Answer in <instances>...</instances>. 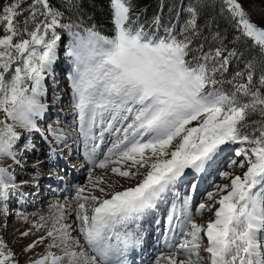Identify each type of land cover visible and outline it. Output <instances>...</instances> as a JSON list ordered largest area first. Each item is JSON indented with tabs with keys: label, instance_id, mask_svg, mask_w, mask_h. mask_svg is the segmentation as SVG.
<instances>
[{
	"label": "snow or ice",
	"instance_id": "obj_1",
	"mask_svg": "<svg viewBox=\"0 0 264 264\" xmlns=\"http://www.w3.org/2000/svg\"><path fill=\"white\" fill-rule=\"evenodd\" d=\"M64 7L78 10L72 0H65ZM110 8L113 28L104 35L95 24L63 22L65 12L50 0L0 5V215L9 214L10 196L26 183L18 185L12 170V165L22 167L18 157L34 147L30 141L18 145L22 132H41L50 146L64 144L68 136L49 126V139L37 124L48 109L45 80L57 60L58 29L70 37L68 80L86 159L93 168L136 180L117 190L90 169L88 188L100 194L84 195L81 185L74 208L51 205L56 210L51 226L35 224L47 231L24 249L32 251L50 238L49 251L27 264H128L129 250L142 243L138 228L129 223L154 211L188 175L186 169L205 172L231 145H239L235 154L242 158L229 167L246 166V171L242 176L220 173L230 183L215 185L207 193L211 203L195 208L196 214L213 212L207 222L193 218L190 194L177 196L167 222L178 242L168 243L174 250L160 252L153 264H264V25L254 22L239 0H221L220 12L228 13L233 27L259 53V61L253 57L244 69L230 72L236 50L225 47L220 33L212 34L211 41L202 35L195 7L187 9L189 18L182 25L171 26L159 16L141 21L132 0H110ZM98 125L99 137L94 132ZM104 131L115 138L107 151L98 152L95 141L103 140ZM89 141L93 144L87 150ZM50 151L55 155L57 149ZM68 212L79 222L78 235L65 222ZM16 255L0 237V264H20Z\"/></svg>",
	"mask_w": 264,
	"mask_h": 264
},
{
	"label": "rangeland",
	"instance_id": "obj_2",
	"mask_svg": "<svg viewBox=\"0 0 264 264\" xmlns=\"http://www.w3.org/2000/svg\"><path fill=\"white\" fill-rule=\"evenodd\" d=\"M112 28H113V26L111 27V30H112ZM64 35L65 36L61 35V41L59 42V46H58V49H57V60H56V62L53 65V73L51 75H48L46 77V80H45V84H46V88H47L46 99L49 97L48 101L51 103V106H50V108L48 110L49 113L47 112V115H46L47 117L45 116L46 118L45 117L41 118V120H38V122H37L38 123V127L41 130H44V134L46 133L47 128L50 126L49 121L53 120V116L52 115H50V116L48 115V114H50V111H55V109L59 110V111H65V108H67L69 106V104H70L68 101L65 100V98H67L70 95L72 96V90H71V87H70V84H69L68 76H69V73L72 71L73 65H72L71 60L65 54L66 53V46H67V44L69 42L70 37H69V35H68V33L66 31H65ZM59 84H61V86H62V87L60 86L61 88H58ZM60 93L63 94L62 97L59 96ZM54 94H55L56 97H58V99H55V100L53 99ZM53 113H55V112H53ZM75 117H76L77 122L75 124H72V125H71V123L66 122L63 119V117H60V119H63V120L59 119L60 123H57V124L53 123V122L52 123L54 124V128H57L55 125H58V124L60 126H62L63 128H70V129H66L65 130L66 133H68V130H72L73 132H76L77 134H80L79 124H78L79 122H78V118H77V112L75 113ZM0 118H3V113L2 112H0ZM56 118H57V116H56ZM53 121H55V118H54ZM193 124H195V122H193ZM23 136L24 137L21 138L20 142L25 144V143H28L30 141L31 144L34 145V147L32 149L33 150H37L38 149L37 150L38 151L37 156H42L43 157V156L48 154V152H46V151L45 152L43 151L42 153L39 152L40 149H42V150L44 149L43 147L45 145V143H43V137L41 135V132H35L30 137H27L25 134ZM80 136H82V135L80 134ZM22 139H23V141H22ZM49 139H51V137H49ZM100 141L101 140L99 138L96 140V142H100ZM84 144H85L84 142L81 143L80 140H77V141H74V143L72 145L74 146L75 150H77V152H78L79 146H81V150L79 149V152H82V147H83ZM237 147H239V145H231L230 148L226 149L225 152L223 153V158L221 159L220 165L218 166L219 163H218V161H216L215 162L216 166L214 168H209V175H210V173H212L214 170H216L217 166H218V170H217L218 173H216L217 176H216V179L213 182L212 186L210 187V189H211L210 191L213 190L215 185H222V184L230 183V179H225V178H222L220 176L221 172L229 171V172H232L234 175H241L242 176L243 172L246 171V166L245 167L232 166L231 168L229 167V164H230V162L232 160H236L238 162L242 158V157L236 156V154H235V149ZM83 148L85 149L86 146H84ZM91 148H92V146H91ZM49 150H50V148H49ZM70 150H68L67 152L62 153V155L63 156H67L68 153H71ZM27 153H28V151L24 152L22 157L27 156L28 155ZM39 153H40V155H38ZM83 153H84V151H83ZM37 156H34V158L37 157ZM8 160L9 159H5L3 161V163L6 164V161H8ZM72 160H79V157L78 156H74V157L70 156L69 160H67V162L68 161H72ZM62 165H64V164L59 163V164H55V165L52 166L53 167V171H54L53 172L54 176H55L56 173L57 174L63 173V171L61 169L63 167ZM16 168L23 170V167H21V166H17ZM90 168H91L90 164H87V166L82 168L83 170L78 168L77 172L83 173V176H84L85 172L89 171ZM98 170H100V171H98ZM98 170L95 169V172H94L93 176L104 175L106 180H108L109 182L111 181L110 183L115 181L114 183H115V187H116L117 190H120L123 187L131 186L132 184H134L136 182L135 179L131 180V181H128V180H125L124 178H119L117 176H114L110 172L109 173H105L104 169H100L99 168ZM185 171H186V173H188V175H187L188 180L191 179L192 176L194 177V175H193V173L191 172L190 169H186ZM17 173H19V172L18 171H14V174H16L15 175L16 176V181H18V180L25 181V179H29V176L25 177L26 176L25 172H23V174H21V175H17ZM213 178L214 177H212L211 180H213ZM87 181H89V177H83V181L78 183L80 185L74 184L71 187L75 188L76 185L77 186L83 185V186H85L84 195H86V193H88V192H89V195L90 194L99 195L100 193H99L98 190L94 191L93 189L88 188V186L86 185ZM77 182H79V181H77ZM66 185L70 186L71 182L66 183ZM190 185H191V183H189V186ZM26 186H27V184H26ZM76 189H77V187L75 188V191H74V193H72V195H69V196L63 195V196H60V197H56L55 201H57V203H59V204H71L72 207L74 208L75 204H76V201L73 199V197L75 196ZM37 190H39V189H37ZM86 191H88V192H86ZM90 192H92V193H90ZM189 192H190V194H192L194 192V189L190 188ZM16 195L19 196L20 194L16 193ZM64 196H65V198H63ZM43 197L46 198V199L43 198L46 201L43 202V206L42 207H39V208L37 207V209L36 208L35 209H26V211H24L22 209L21 211H24V212L17 211L16 214L12 212L14 209H10L11 211L9 210V212L11 213L10 215H12V216L9 217V215H7V217H5V222L0 225V237H3L5 239V241L7 242V244H8V247L17 254L16 255V259L19 260L20 264H27V262L30 259H36L38 257V255L43 254L46 251H49V249L47 248V245H44V243L38 244L37 247L34 250H32V251H24V249L26 248V246L29 243H31L33 240H35L38 236L45 235V233L47 231V227H42V228L37 230L34 227L35 224H37V223H46L48 227H50L51 224H52L50 221H47V219L44 216L45 213L47 212L45 207L51 208L50 206L54 205L55 203H52V202H54L53 199L50 200L49 197H47L46 192H43ZM34 202H36V199L34 200ZM201 202L211 203L210 201H208L207 198L202 200ZM201 202H197L195 204V208ZM91 206H92L91 203L86 204V207L90 208ZM10 208H11V206H10ZM204 211H207L208 214L201 213V214H195L194 215V219L198 223L199 222H207L209 218H212V219L214 218L213 212L208 211V210H204ZM18 213H19V215H18ZM35 213H37V215ZM41 217L44 218L43 221H41ZM71 218H75L74 212L72 214H70L69 217H67L65 222L70 224L73 229H77L78 225H79V222L74 220V219H71ZM13 222H14V224H16L15 230L10 228V225H12ZM24 231H28L29 234L27 236H21L20 233L24 232ZM11 232L14 235H12ZM72 234L73 235H78V229H77V231L73 232ZM49 239L48 240L45 239V241H49ZM15 242H16V244H15ZM175 242L177 243L178 239H176ZM45 244H48V242H46ZM173 250L174 249H166V250H163L162 252H164L165 254H168V253H170ZM51 251H54L57 254H60V250L59 249H51ZM182 258H183L182 256H178L177 257V259H182ZM149 264H153V262H151ZM161 264H164L163 260L161 261Z\"/></svg>",
	"mask_w": 264,
	"mask_h": 264
},
{
	"label": "trees",
	"instance_id": "obj_3",
	"mask_svg": "<svg viewBox=\"0 0 264 264\" xmlns=\"http://www.w3.org/2000/svg\"><path fill=\"white\" fill-rule=\"evenodd\" d=\"M5 0H0L3 5ZM78 6L77 9L69 10L64 7L65 0H50L54 6L65 12V20L68 18L79 23L81 20L85 27L96 25V30L104 35L111 34V8L110 0H72ZM250 18L264 25V0H239ZM134 12H139L141 21L151 22L154 17L159 16L161 23L171 26L182 25L189 18L187 9L195 7L198 12V24L201 25L202 35L211 41L212 34L220 33L223 43L228 50L235 49L237 57L232 60L229 71L233 69L242 70L247 60L255 57L259 61L258 50L252 47V41L240 36L233 27L227 12L221 13V0H132ZM147 27V25H146ZM63 34L65 31L58 29ZM2 34V33H0ZM202 39V37H201ZM259 67L257 68V75ZM229 87V85H225ZM258 117H252L257 119Z\"/></svg>",
	"mask_w": 264,
	"mask_h": 264
},
{
	"label": "bare ground",
	"instance_id": "obj_4",
	"mask_svg": "<svg viewBox=\"0 0 264 264\" xmlns=\"http://www.w3.org/2000/svg\"><path fill=\"white\" fill-rule=\"evenodd\" d=\"M61 86V85H60ZM58 87V88H61V87ZM62 92V91H61ZM62 93H60V97H62ZM47 96V95H46ZM46 96L43 98L44 99V102L48 105V109H47V111L44 113V115H43V117H41V118H44L46 115H47V112H48V110H49V108H50V106H51V103L48 101L49 99V97L46 99ZM65 100L66 101H68L70 104H69V106L67 107V108H65V111L64 112H60V111H58V110H56L55 109V111H50V114H48V115H51V114H55L56 116H57V120H55L54 121V123L56 122V124L57 123H60V120H65L66 122H68V123H71V125L72 124H75L76 122H77V120H76V117H75V113H76V110H75V107H74V102H73V99H72V96L70 95V96H68L67 98H65ZM52 112V113H51ZM53 112H55V113H53ZM49 113V112H48ZM47 117V116H46ZM45 117V118H46ZM60 117H63V119H60ZM41 118H39L38 120H41ZM60 119V120H59ZM38 120H37V122H38ZM54 120V119H53ZM52 120V121H53ZM75 122V123H74ZM38 124V123H37ZM50 124H52L51 122H50ZM79 124V123H78ZM53 126L52 127H54V124H52ZM57 128H60V129H63L64 131L66 130V129H70V128H63L62 126H60L59 124L58 125H55ZM18 131H22V130H20V129H18ZM94 132H95V134L96 135H99L100 134V132H101V126H97L95 129H94ZM35 133V131L34 132H32L31 133V135L32 134H34ZM26 135L27 137H30L31 135H29V134H27V133H23L22 132V137L21 138H23L24 136L23 135ZM47 135H49L48 133H47ZM68 135L69 136H67V139H66V141H65V143L64 144H59V145H57V144H55L54 143V145H57L58 146V148H60L61 147V149H62V151H64V150H66L67 148H69L72 144H73V142L75 141V140H78L79 139V137H80V135L79 134H77V133H75V132H73L72 130H68ZM103 135L105 136V138H104V140H102V142L100 143V148H102V152H105V151H107V148L108 147H110L111 146V142H112V140L115 138V136H114V134L113 133H111V132H109V131H104V133H103ZM49 137H51L50 135H49ZM80 140H82L84 143H85V140H84V138H83V136H81V138H80ZM22 141H23V139H22ZM43 143H45V145H44V147L43 148H47V147H50V145L46 142V141H43ZM91 143H93L92 141H89L88 142V144H87V148L90 146V144ZM18 145H20V147H22L24 144L22 143V142H20V141H18ZM42 148V147H41ZM84 149V148H83ZM38 150V149H37ZM37 150H33V149H31V151H28V155L27 156H25V157H18L19 159H20V161H21V164L23 165L22 167H23V170L22 169H18V168H16L17 167V165H12V170L13 171H18L19 173H17V175H21V174H23V172H25L26 173V176L25 177H27V176H29V175H31V176H35L34 178H33V181H31V183L32 184H36V183H38L39 182V178H47L48 179V177L50 176L49 175V173H52L53 172V168H52V166L51 167H49L51 164L52 165H54V163L55 162H57L58 160L59 161H61V158H59L58 157V155H57V157H55L53 160L50 158H48V157H43V158H41V159H39L38 158V160L36 159V157L34 158V156H37V153H38V151ZM42 150V149H41ZM26 152V151H25ZM39 152H40V150H39ZM34 158V159H33ZM84 158V160L83 161H74L73 162V164L72 165H75V166H77V167H83L85 164H86V162L88 161L87 159H86V156H84L83 157ZM223 158V154H221L220 155V157L216 160V161H218V166L220 165V162H221V159ZM47 160H50L51 161V164H49V166H48V164H44V162L45 161H47ZM33 162H35V163H33ZM40 163V164H39ZM6 164H12V161L11 160H8V161H6ZM34 165H36V167H34ZM41 165H44L45 167H46V171H44V172H39V170H38V167L40 166L41 167ZM30 166H33V168H30ZM71 166V165H70ZM216 165H215V163L210 167V168H214ZM218 166H217V168H218ZM64 171H66L67 172V174H65L64 173V175H58L57 177L59 178L58 180H56V184L58 183L60 186L62 185V180L61 179H64V181H67V179H71V178H77V180H79V182H82L83 181V177H89V173L87 172V173H85V175L81 178L80 176H76L75 175V171L76 170H73V169H71V167H65V168H62ZM78 169V168H77ZM95 169H99V168H93L92 169V175H94V172H95ZM98 171H100V170H98ZM38 173V174H37ZM101 173V172H100ZM109 173V172H108ZM216 173H218V171H217V169L216 170H214L212 173H210V175H209V168L205 171V172H203V173H200L199 175H200V183H199V185H198V187L196 188V191H198L199 193H198V198H200V196L201 195H203L202 196V199L204 200V199H206L207 198V193L211 190L209 187L206 189V191L204 192V194H203V192L201 191L202 189H203V187H205V186H207V184H209L210 183V177H212L214 174H216ZM16 175V174H15ZM25 175V174H24ZM37 176V177H36ZM108 176V175H107ZM111 176V175H110ZM209 176V177H208ZM208 178V179H207ZM87 179V178H86ZM22 180V179H21ZM53 180V179H52ZM113 181V180H112ZM24 182H26V183H24V184H22L20 187H19V189H18V191L20 190V188L23 190V195H22V199H20V196H15V195H11L10 196V199H9V201H8V204H9V208H10V206H11V204H16V205H20L21 206V204H22V202H25L26 204H25V211H26V209H37V207L39 208V207H42L43 206V202H45L46 200L45 199H43L44 197H41V195H42V192H41V190L39 189V188H42L43 189V184L42 183H40L41 185L39 186V187H32V186H30L29 185V179L27 180V179H25V181ZM111 182V181H110ZM113 182H115V181H113ZM16 183L19 185L20 183H21V181L20 180H18V181H16ZM30 183V184H31ZM88 183H89V181H87L86 182V185L88 186ZM26 184H27V186H26ZM84 184V183H83ZM184 184H185V177L184 178H182V181L180 182V183H178L177 185L179 186V188H180V190H182L183 189V186H184ZM80 185V184H79ZM117 186V185H116ZM77 188L79 187V186H76ZM37 189H39V190H37ZM50 190V196H52V197H50V199H53L54 200V202H52V203H55V204H57V201H55V198H56V193H54V192H52V191H54V189H51V188H49ZM98 190V189H97ZM97 190H94V191H97ZM74 191H75V188L73 189V188H67V189H65L64 191H62L61 192V196H63V195H65V196H69V195H72V193H74ZM86 192H88V191H86ZM90 193H92V192H90ZM95 193V192H94ZM171 193L172 192H170V193H168L167 194V196L165 197V199L163 200V201H161V202H159L158 203V206H157V208H159L158 210H157V208L154 210V211H152V212H150V213H148V214H146V215H144L143 217H141V219H142V221H143V228H141L142 229V234H145V244H144V251H147V248H149L150 247V245H151V233H152V231H153V229H154V227H153V222H154V219H155V217H158V215H159V210H161L162 212H164V210H165V203H166V199L171 195ZM38 194V195H37ZM86 195H89V192L88 193H86ZM195 197H197V194L195 193ZM36 198H38V200H37V202L36 203H34L33 202V200H35ZM197 198V199H198ZM69 201V200H68ZM54 204V205H55ZM71 205V204H70ZM72 206V205H71ZM46 208V213H45V218L47 219V221H50L51 223H52V217L55 215V212H56V210H55V208H53V207H51V208H49V207H45ZM44 209V208H43ZM28 211V210H27ZM67 211V210H66ZM17 213V212H16ZM15 213V214H16ZM73 212H68V214H67V217H69L70 216V214H72ZM196 213V212H195ZM202 213H205V214H208V212L207 211H203ZM36 215H37V213H35ZM9 215V214H8ZM27 216V215H26ZM7 217V216H6ZM67 219V218H66ZM71 219H74L75 220V218H71ZM209 219H212V218H209ZM208 219V220H209ZM5 222V216H3V215H0V225L1 224H3ZM14 223V222H13ZM12 223V225L11 226H13L12 227V229H14L15 230V228H16V224H13ZM78 229V228H77ZM177 231L179 232V229H177ZM43 233V232H42ZM47 240L49 239V238H46ZM46 242H49V241H44V245H47V244H45ZM141 246V245H140ZM60 250V249H59ZM59 252V251H58ZM142 253H144L143 252V249H142V252L140 253V255H142ZM148 256H150L149 255V253L146 255H144V257H148ZM135 258H136V256H134Z\"/></svg>",
	"mask_w": 264,
	"mask_h": 264
}]
</instances>
